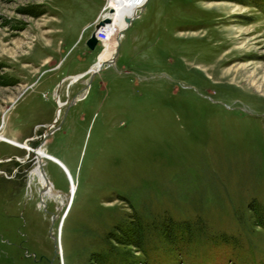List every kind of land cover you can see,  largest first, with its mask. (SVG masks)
<instances>
[{
  "label": "rangeland",
  "instance_id": "1",
  "mask_svg": "<svg viewBox=\"0 0 264 264\" xmlns=\"http://www.w3.org/2000/svg\"><path fill=\"white\" fill-rule=\"evenodd\" d=\"M109 1L0 0V264H264V0H145L91 75Z\"/></svg>",
  "mask_w": 264,
  "mask_h": 264
},
{
  "label": "bare ground",
  "instance_id": "2",
  "mask_svg": "<svg viewBox=\"0 0 264 264\" xmlns=\"http://www.w3.org/2000/svg\"><path fill=\"white\" fill-rule=\"evenodd\" d=\"M145 0H111L109 1L110 3V11L114 13H109L107 12L106 16L103 18H109V21L103 25L105 29L108 31V38L103 41L104 44V51L102 54L98 57V60L96 63H94L93 67H102L101 63L102 62H107L109 59L112 57V54L114 52L115 46H116V38L119 34V30H122L126 26V22L124 21V17H134L136 15V11L143 5ZM237 9V8H236ZM119 15L117 22L115 23V28L110 27L111 21L115 20V16ZM112 23V24H113ZM113 26V25H112ZM121 36V35H120ZM118 36V37H120ZM109 64V63H108ZM92 67V66H91ZM89 68V71H92V68ZM80 75L74 77V79L79 78ZM60 103V102H59ZM61 104V103H60ZM60 106V105H59ZM38 157L41 160L42 164V158L44 155V150L40 146L37 149H35ZM31 174L36 176L38 179L39 184L41 185L40 192L41 196H48L50 195V190L54 193H56L55 189L53 188L52 184L49 182V180L46 182L44 179V176L41 174L38 165L36 164L35 168L32 169ZM43 188V189H42ZM58 192V191H57Z\"/></svg>",
  "mask_w": 264,
  "mask_h": 264
},
{
  "label": "water",
  "instance_id": "3",
  "mask_svg": "<svg viewBox=\"0 0 264 264\" xmlns=\"http://www.w3.org/2000/svg\"><path fill=\"white\" fill-rule=\"evenodd\" d=\"M142 7V6H141ZM140 7V8H141ZM109 11H110V8L108 9ZM136 16V15H135ZM133 17H128V16H126V17H124V21L126 22V26H125V28L128 26V24L130 23V21H131V19H132ZM109 21V18H102V19H100V20H98V22H96L95 24H94V28H93V31L89 34V36L85 39V41H84V44H85V46L89 49V50H92L94 47H95V45H96V43H97V39H96V37H95V31H96V29L98 28V27H101V26H103L105 23H107ZM124 28V29H125ZM124 29H122V30H119V34H118V36H120L121 35V33H122V31L124 30ZM115 37L116 38V46H115V49H114V52H113V54H112V57L109 59V61H107V62H102L101 63V66H103L104 64H110L113 60H115V58L117 57V51H118V43H119V41H118V39H119V37ZM100 68H98V69H96V70H92L91 72H90V74L91 75H93L94 73H96L98 70H99ZM87 72H89V70L87 71ZM73 97L71 98V100L70 101H73ZM58 112V111H57ZM58 127L57 126H55V127H51L48 131H44L43 133H42V135H41V138H40V140L38 141V143L34 146V148H32V149H30V151L33 153V157H34V162L38 165V167H39V170H40V172H41V174L44 176V179H45V181L47 182L48 180H47V178H46V176H45V174H44V172H43V169H42V164H41V160H40V158L38 157V155H37V153H36V151H35V149L36 148H38V147H40L42 144H43V142H44V138L47 136V135H49L50 133H52L54 130H56ZM43 189V188H42ZM42 190H40L39 191V199H40V202H41V204H43V201H42V199H41V197H40V192H41ZM50 237H51V239L53 240V242H55V237L54 236H52L51 234H50ZM54 247L56 248V245H54ZM54 253H57V250L55 249L54 250Z\"/></svg>",
  "mask_w": 264,
  "mask_h": 264
},
{
  "label": "flooded vegetation",
  "instance_id": "4",
  "mask_svg": "<svg viewBox=\"0 0 264 264\" xmlns=\"http://www.w3.org/2000/svg\"><path fill=\"white\" fill-rule=\"evenodd\" d=\"M36 137L34 138V137H32V136H29V138H27V139H25L26 141H30L31 142V146L33 147V146H35V143H36ZM24 140V141H25ZM28 153H27V156H29L30 154H29V151H27ZM32 153V152H31ZM14 157H15V155H13ZM3 159V158H2ZM2 159H0V164H2ZM29 159V158H28ZM33 159H34V157H33V153L31 154V159H30V161H29V165L32 163V161H33ZM12 160H15V159H13V158H11V157H6L5 159H4V161L5 162H9V161H12ZM28 161V160H27ZM4 170V169H3ZM1 172V171H0ZM21 172V171H20ZM15 175V174H14ZM20 176V178H21V175H19ZM38 198H39V194H38ZM39 202H40V199H39ZM40 204H41V202H40ZM50 234V233H49ZM1 235H0V254H1ZM50 250H53L52 248L50 249ZM24 254H23V257H29L30 258V260H31V262L33 263V264H52V259H53V255L51 254L50 255V257H48L47 255H45V254H43V253H39L38 255H35V253H33V252H29V253H26V249H24ZM52 252V251H51ZM54 252V251H53Z\"/></svg>",
  "mask_w": 264,
  "mask_h": 264
},
{
  "label": "built area",
  "instance_id": "5",
  "mask_svg": "<svg viewBox=\"0 0 264 264\" xmlns=\"http://www.w3.org/2000/svg\"><path fill=\"white\" fill-rule=\"evenodd\" d=\"M95 37L98 42H103L108 38V31L105 29V27L101 26L96 29L95 31Z\"/></svg>",
  "mask_w": 264,
  "mask_h": 264
},
{
  "label": "crops",
  "instance_id": "6",
  "mask_svg": "<svg viewBox=\"0 0 264 264\" xmlns=\"http://www.w3.org/2000/svg\"><path fill=\"white\" fill-rule=\"evenodd\" d=\"M84 45H85V44H84ZM94 58H95V57H94ZM97 59H98V58H97ZM97 59H96V60H97ZM96 60L93 59V60H91L90 62H88V64H89V65H88V66H89L88 68H90V67L96 62ZM102 67H103V66H102ZM72 97H73V96H72ZM72 97H71V98H72ZM71 98L68 100V101H69V104L72 102V101H70Z\"/></svg>",
  "mask_w": 264,
  "mask_h": 264
}]
</instances>
